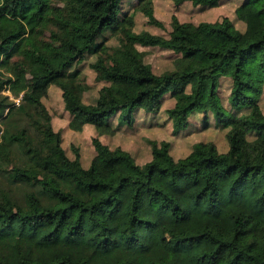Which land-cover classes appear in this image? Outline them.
<instances>
[{"label":"trees","instance_id":"16d2710c","mask_svg":"<svg viewBox=\"0 0 264 264\" xmlns=\"http://www.w3.org/2000/svg\"><path fill=\"white\" fill-rule=\"evenodd\" d=\"M123 1L61 0L58 8L52 0H0V264H264V0L236 8L242 32L227 18L194 25L173 17L168 38L134 30L138 13L162 26L152 0H138L131 13L122 12ZM220 1L173 0L196 8ZM73 4L97 9L77 43L64 28ZM46 31L50 42L42 44ZM108 35L116 46H107ZM137 46L174 53V69L153 73ZM64 47L73 54L61 56ZM118 53L131 60L128 71L119 69ZM87 55L105 83L89 104L74 69ZM221 81L230 83L227 107ZM52 86L75 132L85 124L99 135L131 129L136 114L157 115L172 101L165 113L173 134L201 116L204 127L212 119L227 130L228 148L199 142L174 159L169 142L151 141V160L139 165L94 138L96 157L84 168L53 129L43 103ZM6 89L22 95L19 104ZM99 159L128 173L100 175Z\"/></svg>","mask_w":264,"mask_h":264},{"label":"rangeland","instance_id":"374dc122","mask_svg":"<svg viewBox=\"0 0 264 264\" xmlns=\"http://www.w3.org/2000/svg\"><path fill=\"white\" fill-rule=\"evenodd\" d=\"M53 4L58 8H62L64 4L61 0H52ZM49 2V1H48ZM46 3V5L48 4ZM138 0H125L122 4V12H133L134 6L137 5ZM243 0H221L216 8H199L194 7L191 3H184L176 6L173 0H152L153 17L162 26H153L148 23V19L142 14L138 13L135 16L136 33L148 32L153 35L169 37L172 31V20L176 17L181 23H192L198 25L202 22L215 23L220 22L224 18L233 22L234 27L242 32L244 24L237 21L235 17L236 8L241 5ZM95 7L71 5L70 11L64 13L65 33L74 43H77V36L81 33H87L91 29L90 16L96 13ZM35 22L31 25L34 26ZM107 38V46H116L119 42L114 36H105ZM50 42V34L48 31L45 35L40 37V43ZM56 47H59L56 44ZM137 50L144 53V62L151 67L153 73L160 75L165 72L172 71L175 66L176 56L174 53L162 50L159 48H144L137 46ZM63 57H69L73 54L72 49L64 47L58 50ZM93 56L87 55L85 59L77 64L74 69L78 70L82 76V81L88 86V91L83 96L85 104L91 103L99 94L100 89L105 83H98L96 75L91 69V64L94 62ZM115 61L121 71H128L131 68L132 62L125 55L118 53ZM37 74H42V68L34 69ZM30 74H25V79L30 80ZM230 83L228 81H221L219 87V96L223 104L227 107V98L229 96ZM3 95L8 96L9 100L16 105L19 104L21 96L14 97L8 89L2 92ZM43 103L52 116V126L56 132H59L62 137V148L66 155L71 159H75L74 150H77L80 156L81 165L84 168L91 166L96 157V152L92 145V140L98 138L102 144L108 146L111 150L120 148L131 154L135 162L143 165L151 160L150 142H169L171 144L170 154L174 159H181L186 157L195 143H213L220 153H225L227 150V141L225 135L227 130L222 129L210 120V126L204 127L203 118L198 116L193 119L189 127L178 134H173L171 122L168 120L165 111L172 106V101L165 102L162 110L157 115H145L143 113L136 114L135 126L131 129L123 126L111 135H99L95 128L91 125L85 124L81 132H75L69 128V123L72 117L65 112L61 91L56 87H50L48 95L43 99ZM262 113L264 114V90L259 101ZM114 127L117 123V118L114 117L111 121ZM96 172L100 175H107L115 171L121 174L128 173L125 165H111L107 160L99 159L94 162Z\"/></svg>","mask_w":264,"mask_h":264}]
</instances>
